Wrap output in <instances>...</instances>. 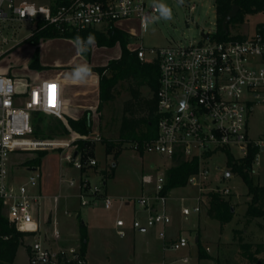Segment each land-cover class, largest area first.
<instances>
[{"label":"built area","instance_id":"1","mask_svg":"<svg viewBox=\"0 0 264 264\" xmlns=\"http://www.w3.org/2000/svg\"><path fill=\"white\" fill-rule=\"evenodd\" d=\"M154 5L148 4L147 0H75L53 12L49 5L32 0H0L1 45L9 43V24L14 21H43L62 32H81L107 28L120 21L137 20L143 33L159 13ZM207 40L196 45L148 50L139 46L135 49L141 61L159 63L160 87L157 93V137L143 144L134 143L133 149L139 153L165 156L173 165L178 158L199 159V171L189 178L188 184L200 186L202 192V185L209 179L208 169L203 168L208 158L220 151L232 153V149L239 150L245 157L250 147H257V160L264 152V138L253 139L249 135L248 120L257 106H264V22L243 40L217 42L210 41V37ZM6 54L7 51L1 48L0 60ZM49 84L56 87L49 90L46 87ZM36 112L64 120L60 84L50 80L29 86L21 79L0 75V205L16 231L30 234L29 237L38 235L43 228L40 209L45 197L39 190L42 174L33 167L34 175L27 183L15 184L11 178L12 157L26 148L61 147L70 150L63 159L72 163L77 171L97 165L96 159L85 163L80 152L72 149L71 143L31 140L34 135L32 117ZM161 170L155 175L143 176V185L152 192L139 197L137 203L147 216L144 221L134 219L132 227L140 231L157 229L158 237L166 241L172 218L166 210L169 199L165 193L167 179L164 168ZM84 181L78 186L81 205L91 206L99 200L84 193L88 185ZM69 184L76 183L71 181ZM102 206L110 210L114 202L110 198L104 199ZM194 211L200 212V206ZM182 213L190 215L186 208ZM115 227L121 238L127 236L124 219L118 218ZM53 237L59 238L60 235L55 231ZM169 242L170 249L175 252L189 246L183 235ZM73 250L71 260L76 261L78 250ZM59 254L64 258L63 253ZM28 256L29 264H52L57 258L56 253L40 239L32 244ZM183 261L189 262L187 258Z\"/></svg>","mask_w":264,"mask_h":264},{"label":"rangeland","instance_id":"2","mask_svg":"<svg viewBox=\"0 0 264 264\" xmlns=\"http://www.w3.org/2000/svg\"><path fill=\"white\" fill-rule=\"evenodd\" d=\"M147 2L148 4L168 5L172 11L171 19H155L159 16L158 13L154 20L148 23L143 33L136 21L122 23V27L131 36L129 44L133 48L141 46L148 50L196 45L208 42L204 35L213 36L216 32L215 0H182V2L181 0H147ZM192 7H194L193 10ZM263 22L264 13L248 16L246 21L232 33L251 35ZM35 25L36 23L27 21H14L9 24L10 30L7 33L9 43L1 45L2 39L0 38V49L7 51L6 57L17 46L23 55L34 53L31 44L24 41L32 35ZM210 41L214 40L210 38ZM64 49L55 45L50 46L49 55L56 57L72 54L70 49ZM82 55L87 57L85 54ZM97 58L102 60L99 54ZM142 91L146 97H150L148 89ZM129 97L127 85L122 83L119 86L117 99L104 103L99 117L100 134L83 138L89 144L84 151L75 144V141L79 139L75 134L57 136L53 140L37 138L34 135L31 137L34 141L71 143L72 149L80 150L85 163L90 159H96L95 167H86L81 172L77 171L72 163L63 159L70 150L61 147L46 150L26 148L12 157L11 178L14 183L17 185L27 183L34 175V171L28 166V161L37 156V151L47 153L42 158V164L37 172L42 174L40 187L50 179L53 183L54 194H43L45 198L41 203V220L45 221L50 211L56 218H65L68 210L80 207L81 218L89 227L88 255L91 264H172L174 262L183 264L181 261L183 258L189 260L185 264H217V260L225 261L226 264H243L242 250L237 240L243 238L248 243H264V219L248 221L244 217L246 204L251 198L248 196V188L243 179L227 169V152L225 151H220L208 158L203 165V168L209 171V179L202 185L203 192L200 186L188 184L167 193L169 199L166 210L172 218V224L167 229L166 241L158 237L156 229H146L144 232L133 229L132 224L136 217L133 208L135 206L139 209L138 198L152 192L150 188L151 190L148 189L140 195L143 176L157 174L162 171L160 167L165 168L163 172L166 173L174 165L170 159L159 154L142 155L133 149L132 143H124L121 147H115L110 154L107 153L103 141L109 140L116 143L123 103ZM41 117L51 122L57 119L50 114H43ZM248 120L249 135L253 139L264 138V106H257L255 111L249 115ZM231 152L236 158L244 157L243 153L237 149H232ZM150 163L156 165L153 173L150 172L152 170L149 167ZM227 172H230V176L226 178ZM252 176L256 183L264 186V152H261L255 161ZM84 180L88 183L84 193L88 197L93 196L99 200L91 206L81 205L78 186L82 185ZM71 181H75L76 184L71 186L69 184ZM107 192L126 197L115 199ZM210 192L222 193L230 199L235 213L231 222L221 224L218 220L208 216L209 200L202 194ZM108 198L114 202V207L110 210L102 206V200ZM70 202L73 207L69 209L67 205ZM126 202H131V206L125 207ZM198 206H200V212H195L194 208ZM154 208L157 209L158 206ZM185 208L190 211V215H183L182 210ZM118 218L126 222L127 236L125 238H121L117 233L115 223ZM49 221H52V214ZM50 222L43 224L38 235L21 239L22 245L17 251L13 264H29V249L38 239L56 253L57 258L52 264H64L63 261H59V253H63L61 255L68 261L73 259L71 249L78 250V239L66 234L54 238L51 234ZM235 231H244V233L235 235ZM175 235L185 236L189 242L188 248L177 252L171 250L169 241ZM199 245L210 256L209 259L199 260ZM261 257H264V253Z\"/></svg>","mask_w":264,"mask_h":264},{"label":"trees","instance_id":"3","mask_svg":"<svg viewBox=\"0 0 264 264\" xmlns=\"http://www.w3.org/2000/svg\"><path fill=\"white\" fill-rule=\"evenodd\" d=\"M38 4H47L52 11L70 4L75 0H32ZM98 1V0H88ZM234 6L239 8L235 18H233L224 28V21ZM216 9V32L210 38L217 42L243 40L244 35L233 34V30L242 25L248 16H255L264 13V0H215ZM89 34L95 36L96 46L115 48L120 47L121 55L118 59H113L106 66L91 67L92 72L99 77L100 106L98 112L102 110L105 102L115 101L119 95V86L123 83L127 85L129 99L123 103L122 117L118 129V139L116 143L104 140L106 151L110 154L115 147H121L124 143H139L151 141L157 137L158 98L157 93L160 87V70L157 61H141L136 50L129 49L131 36L113 25L101 29H89L78 31H60L54 26L43 21H38L32 35L24 42L36 48V59L32 64L37 68L39 58V45L41 41L49 39H71L76 36L87 38ZM92 47L88 49L87 56H91ZM143 89H148L150 97L143 94ZM45 113L36 112L33 114L32 123L34 136L37 138L53 140L57 136H69L75 134L79 137L75 141L77 147L84 151L89 144L83 140L92 136V113L86 112L79 120L56 119V121H45L42 115ZM80 150H77L80 152ZM144 155L143 151L140 152ZM259 153L257 147H250L248 154L243 158H236L227 151V169L239 175L248 188V196L251 198L247 202L244 217L248 221L264 219V186L256 183L252 176L253 165ZM47 153L37 151V156L28 161L29 167L39 168L42 158ZM119 155H115L116 157ZM200 167L199 159L185 160L178 158L165 175L167 184L165 193L188 185L191 176L198 173ZM108 177V176H107ZM208 198L207 214L210 218L218 220L221 224L229 223L234 218V209L230 199L219 192L203 194ZM244 231H235V235L243 234ZM30 234H23L16 231V228L4 216L0 205V264H13L17 251L22 245V238L29 237ZM7 237V239H5ZM78 259L68 261L66 258H59L64 264H87L86 254L89 245V235L87 226L80 221L78 238ZM238 246L242 250L243 264H264V243L246 242L243 238H238ZM199 260L209 259L210 256L205 249L199 245ZM217 264H226L217 260Z\"/></svg>","mask_w":264,"mask_h":264},{"label":"crops","instance_id":"4","mask_svg":"<svg viewBox=\"0 0 264 264\" xmlns=\"http://www.w3.org/2000/svg\"><path fill=\"white\" fill-rule=\"evenodd\" d=\"M135 21L139 24V21L137 20H126V21L117 22L114 26L122 31L127 32L122 27V23L135 22ZM73 41L74 40L71 39H49V40L41 41L39 45V58L37 61V66H38L37 68H34L32 66V64L35 62L36 59L35 56L36 54H34L36 53V48L31 45L32 49L34 48L33 49L34 53L30 55L26 54L27 55L26 56L23 55V53H21L20 49L17 46L11 51L10 54H8L7 57L4 56L2 58V61L0 60V75H8V76H13L14 78L17 79H21L25 81L29 86L38 85L42 82L50 81V80L57 81L60 84V94L63 104V115L65 121L66 119L79 120L84 116L86 112L90 111L92 113V121H93L92 135H99L100 134L99 117L101 116V111L98 112V108L100 106V89H99L98 75L92 72L93 75L90 77L87 84L69 83L66 80V76L78 64H87L90 65V67L106 66L110 60L118 59L120 57L121 50L119 46H116L115 48H106V47L99 48L95 44L94 46H92L91 56H87L88 57L87 58L77 51L76 47H74ZM54 45L59 48L70 49L72 54L70 55L68 54L66 56L52 57L49 55V47ZM128 47L130 50L136 49L133 48L130 44ZM98 54L99 56L101 55L102 60L97 58ZM149 167L150 169H152L150 170V172L152 173L153 170L156 169V165L154 163H150ZM29 168L32 169L33 167H29ZM53 189H54L53 183L50 179L49 181L44 182V184L41 185V187L39 188L42 195L43 194L53 195L54 194ZM148 189L149 188L144 186L142 183L140 195L148 191ZM107 193L110 194L109 192ZM111 195L112 194H110V197L115 199L116 197L117 198L126 197L124 195L122 196H117V195L111 196ZM71 206L73 207L72 203L70 202V204L67 205V207L70 209ZM124 206L130 207L131 202H126ZM133 211H134V215L136 216L135 219H141L143 221L145 220L147 216V213L145 211H142L136 208L135 206L133 208ZM67 213H68L67 217L65 218H60V217L56 218L53 215V213L50 211L45 221H43V224L50 222L49 217L52 214V221L50 222L52 235L56 231L59 233L60 236L66 234L78 239L79 224L80 221H82L87 226L88 235H89V227L87 223L83 221L81 218L80 207H75L72 210H68ZM175 238H177L176 235L170 240ZM88 252H89V245L86 254V261L87 264H91L89 260ZM184 259L186 258L181 259L183 264H185L183 261ZM176 263L178 262H174L172 264H176Z\"/></svg>","mask_w":264,"mask_h":264},{"label":"clouds","instance_id":"5","mask_svg":"<svg viewBox=\"0 0 264 264\" xmlns=\"http://www.w3.org/2000/svg\"><path fill=\"white\" fill-rule=\"evenodd\" d=\"M154 6L159 12V16L155 17V19H171L172 11L168 5L164 3H157ZM73 44L74 47H76L77 51L83 54L86 53L90 47L96 44V39L95 36L92 34H89L86 39L80 36H76L73 41ZM92 75L93 73L90 65L78 64L73 68L70 73L67 74L66 80L69 83L74 84H87Z\"/></svg>","mask_w":264,"mask_h":264},{"label":"water","instance_id":"6","mask_svg":"<svg viewBox=\"0 0 264 264\" xmlns=\"http://www.w3.org/2000/svg\"><path fill=\"white\" fill-rule=\"evenodd\" d=\"M239 8L237 6H234L233 9L231 10V12L229 13V15L226 17L225 21H224V28H227V25L230 23V21L236 17L237 13H238ZM209 34L204 35L205 39H209ZM75 156H77V153H75ZM230 176V172H227L225 177H229ZM144 231V230H143Z\"/></svg>","mask_w":264,"mask_h":264},{"label":"snow or ice","instance_id":"7","mask_svg":"<svg viewBox=\"0 0 264 264\" xmlns=\"http://www.w3.org/2000/svg\"><path fill=\"white\" fill-rule=\"evenodd\" d=\"M46 87H47L49 90H51V89L55 88L56 86H55V85H52V84H49V85H46Z\"/></svg>","mask_w":264,"mask_h":264}]
</instances>
